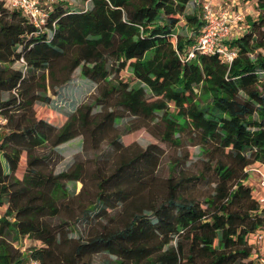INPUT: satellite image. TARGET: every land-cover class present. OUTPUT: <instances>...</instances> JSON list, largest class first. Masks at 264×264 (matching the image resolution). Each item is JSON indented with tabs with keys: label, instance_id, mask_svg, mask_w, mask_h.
Masks as SVG:
<instances>
[{
	"label": "trees",
	"instance_id": "trees-1",
	"mask_svg": "<svg viewBox=\"0 0 264 264\" xmlns=\"http://www.w3.org/2000/svg\"><path fill=\"white\" fill-rule=\"evenodd\" d=\"M44 1L41 31L0 2V264H253L249 235L264 211L245 169L264 165V0H251L256 18L226 41L236 50L229 65L217 54L186 59L204 0ZM181 20L186 35L177 33ZM77 68L96 96L59 125L37 116L35 105L49 104L48 91ZM158 113L162 141L173 144L183 131L198 137L210 193L193 194L207 181L203 170L175 179L176 161L165 195L151 196L161 149L129 151L121 138ZM78 135L95 168L75 160L55 172L56 148ZM104 142L110 150L101 154ZM87 179L93 197L79 216L53 223L68 207L67 184L81 182L80 196ZM79 220L87 231L73 237ZM25 240L38 244L24 248Z\"/></svg>",
	"mask_w": 264,
	"mask_h": 264
},
{
	"label": "rangeland",
	"instance_id": "rangeland-1",
	"mask_svg": "<svg viewBox=\"0 0 264 264\" xmlns=\"http://www.w3.org/2000/svg\"><path fill=\"white\" fill-rule=\"evenodd\" d=\"M67 1L70 2L72 7H83L86 5V3L83 4L78 0ZM228 2L229 1H227V3ZM237 4L244 12H246L247 8L252 7L251 9H254L251 0H239ZM194 9L195 7L193 5V2L190 1L186 6V12L192 13ZM247 16L256 18V16H251L250 14H247L246 17ZM176 29L177 33L180 35L188 34L183 20H181ZM13 66L15 68H22L21 63H15ZM123 75L127 76L128 74L123 72ZM48 94L51 97V102L49 104L35 105L37 116L44 117L52 123L59 125L64 121L65 115L72 113L80 104L90 102L94 98V96H96L97 85L94 82L81 77L79 68H77L73 72L71 80L68 83L56 88L55 92L48 91ZM161 117L162 113H158L157 117L153 121L147 123V126L140 127L137 130L123 135L121 138V141L125 146L131 147L129 151L134 148H145L148 144H155L159 149H161V155L156 167L154 181L150 189L151 196L158 199L165 195V193L167 192V178L170 174V165H172L176 161H179V163L175 169V179L179 177V175L177 174L179 170H183V173L185 174L197 173L203 170L208 176L207 181L204 183H199L193 194L201 197L204 194L210 193L213 190L214 185L211 183L212 176L209 175V170L206 169L205 160L207 159V155L200 152L201 149L199 147V144H193L199 142L198 137L192 133L191 136L193 138H189V136L185 135L186 131H183L175 135L176 142L173 144L162 141L161 133L163 131V127ZM127 121L130 120H128V118L123 119L119 124V127L122 128L124 123ZM56 150L59 153V158L53 165V170L55 172L68 169L75 160L82 161L83 165L88 170H92L95 168V163L91 160V157H93V152L84 149L83 139L80 135L60 144L56 148ZM109 150V143L104 142L98 148L97 152L104 154ZM115 157L116 156H113L112 160ZM255 165L259 166V164L257 163ZM16 175L18 177H21L22 169L17 171ZM248 181L254 188L255 183L250 176L248 177ZM67 185L71 193L68 207H61L58 216L51 219L53 223H58L62 220L72 222L75 221V219L80 214L81 205L83 203H87V201H90L93 197L94 185L91 179L86 180L85 189L80 196H78L77 194L81 190V182H71ZM254 193L258 194L255 189ZM5 209L6 205L0 206V215L3 214ZM76 223V230H71L70 232V235L73 237H77L79 235V232L85 234V232L87 231L85 230L86 226L83 225L82 221L79 220ZM25 242L27 244H24V248L27 245L38 244L37 242H33L30 240H25ZM20 248L22 249L23 246H21ZM99 259L100 257L98 255L94 257L95 261H98ZM26 264L37 263L35 261H29Z\"/></svg>",
	"mask_w": 264,
	"mask_h": 264
},
{
	"label": "built area",
	"instance_id": "built-area-1",
	"mask_svg": "<svg viewBox=\"0 0 264 264\" xmlns=\"http://www.w3.org/2000/svg\"><path fill=\"white\" fill-rule=\"evenodd\" d=\"M3 6L9 10H19L27 17L34 27L41 31L44 27L47 12L43 8L44 0H0ZM232 7V6H231ZM202 28L201 32L186 53V59L194 57L195 53L217 54L221 62L231 64L236 56V50L231 49L226 43L227 40L239 35L245 27L246 13L242 10L231 11L225 6H216L215 0H204L202 3ZM257 16V14L255 15ZM6 120L0 114V124ZM251 164L245 171L254 183L258 194L256 199L264 211V165ZM249 240L253 245V264H264V219L260 229L249 235Z\"/></svg>",
	"mask_w": 264,
	"mask_h": 264
},
{
	"label": "crops",
	"instance_id": "crops-1",
	"mask_svg": "<svg viewBox=\"0 0 264 264\" xmlns=\"http://www.w3.org/2000/svg\"><path fill=\"white\" fill-rule=\"evenodd\" d=\"M227 1H229L228 3H227ZM238 1L239 0H215V4H216V6H219V5H223V6H225L228 10H230L231 9V11H239V10H241L240 9V6L237 4L238 3ZM245 1H250V0H245ZM232 6V7H231ZM252 8V7H251ZM251 8H247L246 9V15L247 14H250L251 16H255L256 14H257V11L256 10H254V9H251Z\"/></svg>",
	"mask_w": 264,
	"mask_h": 264
}]
</instances>
